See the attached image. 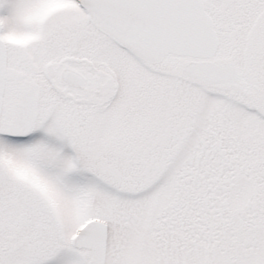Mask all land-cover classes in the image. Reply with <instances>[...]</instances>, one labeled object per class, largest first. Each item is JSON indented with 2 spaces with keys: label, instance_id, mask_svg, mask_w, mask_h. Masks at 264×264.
Wrapping results in <instances>:
<instances>
[{
  "label": "snow or ice",
  "instance_id": "snow-or-ice-1",
  "mask_svg": "<svg viewBox=\"0 0 264 264\" xmlns=\"http://www.w3.org/2000/svg\"><path fill=\"white\" fill-rule=\"evenodd\" d=\"M0 264H264V0H0Z\"/></svg>",
  "mask_w": 264,
  "mask_h": 264
}]
</instances>
